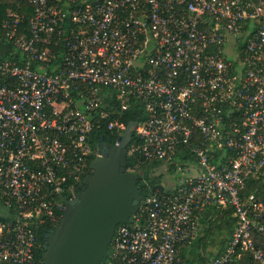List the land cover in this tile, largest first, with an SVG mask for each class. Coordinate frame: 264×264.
<instances>
[{
  "label": "built area",
  "instance_id": "1",
  "mask_svg": "<svg viewBox=\"0 0 264 264\" xmlns=\"http://www.w3.org/2000/svg\"><path fill=\"white\" fill-rule=\"evenodd\" d=\"M115 104L140 111L131 171L169 178L116 227L105 264H191L209 208L234 225L194 264H264V202L247 193L264 182V0H14L0 12V264H42L35 229L79 190L90 134Z\"/></svg>",
  "mask_w": 264,
  "mask_h": 264
},
{
  "label": "water",
  "instance_id": "2",
  "mask_svg": "<svg viewBox=\"0 0 264 264\" xmlns=\"http://www.w3.org/2000/svg\"><path fill=\"white\" fill-rule=\"evenodd\" d=\"M137 119L103 152V137L89 172L72 199L62 197L60 222L43 232L42 264H105L115 229L132 222L143 194L138 174L127 169Z\"/></svg>",
  "mask_w": 264,
  "mask_h": 264
},
{
  "label": "trees",
  "instance_id": "3",
  "mask_svg": "<svg viewBox=\"0 0 264 264\" xmlns=\"http://www.w3.org/2000/svg\"><path fill=\"white\" fill-rule=\"evenodd\" d=\"M14 3V0H0V12L1 16H4L6 9H10L11 5ZM23 15L22 26L26 27L28 23L29 15L32 12V6L28 3L21 4V8L18 11ZM116 111L114 114L111 113L105 119H99L96 122L95 127L93 128L90 138L94 147L97 148V144L99 142L100 137H103V142L115 143L118 134L113 129H108V124L111 120H114L115 117L119 116L120 120L127 124L129 121L133 119H137L140 116V111L136 107H131L128 110L119 111V107L115 104ZM135 139V135H133V139L131 145H133ZM135 163L134 156L129 153L127 156V169L133 170V165ZM157 170L152 164L145 163L144 168H142V173H138V182L137 184L140 186L142 190V194L145 195L149 189L160 188L162 189V184L160 183V175L150 176V173ZM247 193H255L259 200L264 202V182L259 177H254L248 181L247 185ZM62 211L56 208L55 216L53 217H43L39 225H37L35 231L39 242L42 244L41 234L47 228H54L60 222V216ZM224 216H230V211H224ZM232 231V230H231ZM110 251V246H109ZM41 255V253H40ZM201 261H206V257L199 256L198 259L195 260V263H199ZM191 264H194L191 262ZM237 264H254L251 260L250 256L246 253H243Z\"/></svg>",
  "mask_w": 264,
  "mask_h": 264
},
{
  "label": "crops",
  "instance_id": "4",
  "mask_svg": "<svg viewBox=\"0 0 264 264\" xmlns=\"http://www.w3.org/2000/svg\"><path fill=\"white\" fill-rule=\"evenodd\" d=\"M223 213L216 208H209L196 218V238L184 252L192 263L199 256H213L222 249L234 225V217L224 216Z\"/></svg>",
  "mask_w": 264,
  "mask_h": 264
},
{
  "label": "rangeland",
  "instance_id": "5",
  "mask_svg": "<svg viewBox=\"0 0 264 264\" xmlns=\"http://www.w3.org/2000/svg\"><path fill=\"white\" fill-rule=\"evenodd\" d=\"M169 174V173H168ZM156 175H160V183L161 184H167L166 182H164V177H165V173H164V170L161 168H159V169H157V170H155V171H153V172H151L150 173V176H156ZM170 175V174H169ZM174 176H172V178H173ZM169 177H165V180L167 181V179H168ZM231 215V214H230ZM194 251H195V249H194ZM211 256V255H210Z\"/></svg>",
  "mask_w": 264,
  "mask_h": 264
},
{
  "label": "flooded vegetation",
  "instance_id": "6",
  "mask_svg": "<svg viewBox=\"0 0 264 264\" xmlns=\"http://www.w3.org/2000/svg\"><path fill=\"white\" fill-rule=\"evenodd\" d=\"M113 144H114V143H113ZM113 144H112V143H108V142H104V144H103V148H102L103 152H108V150H107L106 148H109V147L112 146ZM50 230H52V228H47V229L44 230V232H48V231H50ZM41 240H42V242H43L42 237H41Z\"/></svg>",
  "mask_w": 264,
  "mask_h": 264
}]
</instances>
